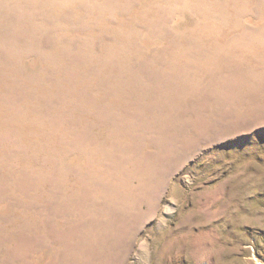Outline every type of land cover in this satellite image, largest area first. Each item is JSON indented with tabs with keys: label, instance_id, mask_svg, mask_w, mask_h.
Returning <instances> with one entry per match:
<instances>
[{
	"label": "rangeland",
	"instance_id": "obj_1",
	"mask_svg": "<svg viewBox=\"0 0 264 264\" xmlns=\"http://www.w3.org/2000/svg\"><path fill=\"white\" fill-rule=\"evenodd\" d=\"M0 264H264V0H0Z\"/></svg>",
	"mask_w": 264,
	"mask_h": 264
}]
</instances>
